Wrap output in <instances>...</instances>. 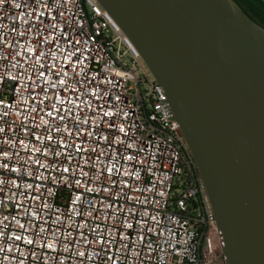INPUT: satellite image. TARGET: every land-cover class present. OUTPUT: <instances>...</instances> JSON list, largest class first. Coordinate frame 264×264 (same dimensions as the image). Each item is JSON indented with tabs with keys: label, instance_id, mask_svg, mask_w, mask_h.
Segmentation results:
<instances>
[{
	"label": "built area",
	"instance_id": "built-area-1",
	"mask_svg": "<svg viewBox=\"0 0 264 264\" xmlns=\"http://www.w3.org/2000/svg\"><path fill=\"white\" fill-rule=\"evenodd\" d=\"M0 264H225L168 96L98 0L0 5Z\"/></svg>",
	"mask_w": 264,
	"mask_h": 264
},
{
	"label": "water",
	"instance_id": "water-1",
	"mask_svg": "<svg viewBox=\"0 0 264 264\" xmlns=\"http://www.w3.org/2000/svg\"><path fill=\"white\" fill-rule=\"evenodd\" d=\"M98 2L168 96L214 209L225 264H264V27L233 0Z\"/></svg>",
	"mask_w": 264,
	"mask_h": 264
},
{
	"label": "trees",
	"instance_id": "trees-1",
	"mask_svg": "<svg viewBox=\"0 0 264 264\" xmlns=\"http://www.w3.org/2000/svg\"><path fill=\"white\" fill-rule=\"evenodd\" d=\"M244 3L248 4L252 11L255 13L256 17L259 18V20L264 22V7H262L260 4H255L251 0H241ZM239 6V5H238ZM240 8L245 12V14L248 16L245 6H240ZM259 23V22H258Z\"/></svg>",
	"mask_w": 264,
	"mask_h": 264
},
{
	"label": "rangeland",
	"instance_id": "rangeland-1",
	"mask_svg": "<svg viewBox=\"0 0 264 264\" xmlns=\"http://www.w3.org/2000/svg\"><path fill=\"white\" fill-rule=\"evenodd\" d=\"M237 5H239V7L240 6H245V8H246V11H247V14H248V17H250L252 20H254L255 22H259L258 24H260L261 26H263L264 27V22L263 21H261V20H259V18L258 17H256V15H255V13L252 11V9L250 8V6L248 5V4H246V3H244L243 1H241V0H233ZM253 3H255V4H260L262 7H264V5L260 2V1H258V0H251Z\"/></svg>",
	"mask_w": 264,
	"mask_h": 264
},
{
	"label": "snow or ice",
	"instance_id": "snow-or-ice-1",
	"mask_svg": "<svg viewBox=\"0 0 264 264\" xmlns=\"http://www.w3.org/2000/svg\"><path fill=\"white\" fill-rule=\"evenodd\" d=\"M6 2V0H0V5H3Z\"/></svg>",
	"mask_w": 264,
	"mask_h": 264
}]
</instances>
